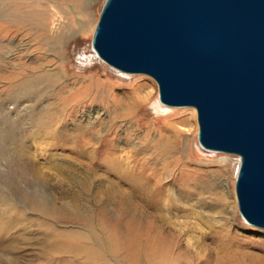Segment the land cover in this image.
Listing matches in <instances>:
<instances>
[{
  "label": "bare ground",
  "instance_id": "1",
  "mask_svg": "<svg viewBox=\"0 0 264 264\" xmlns=\"http://www.w3.org/2000/svg\"><path fill=\"white\" fill-rule=\"evenodd\" d=\"M79 1L0 0V22L10 24L11 34L21 31L39 39L38 45L58 62L57 68L51 70L55 72L43 68L37 74L31 71L22 86L15 87L13 96L16 115L24 110L25 103L29 104L26 135L30 144L39 150L54 147L71 154L65 157V164L53 163L54 175L40 177L45 179L42 182L64 186L61 198L69 199L74 213L71 208L68 212L49 203L40 189L24 193L30 210L41 220L37 223L42 229L38 264H154L167 249L168 234L175 230L222 239L220 236H225L236 208L233 190L222 180L227 174V160L219 163L214 178L217 180L203 179L201 167L183 155L184 147L179 142L183 132L175 122H167L154 131V155L147 157L143 151L150 134L142 135L138 117L134 116L141 104L151 101L141 95L143 86H138L131 98L115 99L110 108L105 105L106 119H101L102 115L93 109L82 117H87L86 124L79 123L81 119L68 122L75 111L91 109L97 101L94 92L87 88L60 101L62 90L54 91L63 80L72 79L65 70L68 59L63 46L67 40L70 41L66 44H71L79 37L85 23L77 19L71 24L62 16H67L70 7ZM51 89L57 102L52 108L37 112L36 102ZM192 118L189 114L176 122L187 126ZM19 124L21 121L11 127L15 130ZM12 128L7 135L10 143L15 144L18 140L11 134ZM74 175L82 180L77 191H71ZM211 206L213 212L206 214L200 210ZM8 211L9 216L4 215L6 220L13 217L12 223L22 221V210H18L20 215L14 214L13 207ZM69 219L75 222L74 226L61 225ZM5 230L0 225V232Z\"/></svg>",
  "mask_w": 264,
  "mask_h": 264
},
{
  "label": "water",
  "instance_id": "2",
  "mask_svg": "<svg viewBox=\"0 0 264 264\" xmlns=\"http://www.w3.org/2000/svg\"><path fill=\"white\" fill-rule=\"evenodd\" d=\"M91 47L195 109L198 144L240 158L238 213L264 230V0H105Z\"/></svg>",
  "mask_w": 264,
  "mask_h": 264
},
{
  "label": "rangeland",
  "instance_id": "3",
  "mask_svg": "<svg viewBox=\"0 0 264 264\" xmlns=\"http://www.w3.org/2000/svg\"><path fill=\"white\" fill-rule=\"evenodd\" d=\"M104 3L105 0H81L75 7L73 5L70 7L67 16H62L65 22H67L65 19H68L71 24H74L77 19L82 20L85 23V29L76 40L70 42L71 44H66L70 40L64 44V51H67L65 58L68 59L65 70L72 79L63 80V83L61 82L59 86L55 87L54 91L62 90L59 101L85 88L90 93L94 92L97 97V101L91 105V109L75 111L68 122L71 120L74 123L81 119L79 123L86 124L87 117L83 119L82 117L85 116L86 111L89 112L93 109L102 115L101 119H106L108 113L105 112V105L110 108V103L115 99L131 98L134 96V90L138 86H143L141 95L151 101L146 105L141 104V109L134 114L135 117H138L142 135H145L146 132L150 134L143 153L147 157H152L154 155L152 137L157 139L154 131L163 127L167 122H175L178 125L177 129L183 132V136L179 138L180 144H183L184 147L183 155L189 158L192 164L201 167L200 176L203 179L217 180L214 178L219 163L227 160V167L224 168L227 174L222 179L223 185L228 184L235 197V216L231 217L225 236H220L222 239L214 240L211 235L202 238L199 234H187L175 230L174 233L168 234L167 249L163 253L161 252L160 259L154 264H264V230L247 226L237 209L234 186L240 158L203 149L197 140L198 124L195 109L162 108L157 101L158 88L153 79L144 75L125 74L103 65L93 53L91 40ZM9 28V23L0 22V139L4 137V141H0V225L6 227L4 232H0V264H38L41 263L39 253L42 229L37 223L41 220L30 210L24 193L40 189L44 196L48 197L49 203L52 202L51 204L56 207H64L68 212H71V208L73 209L71 213H74L75 209L69 199L61 198L63 185L41 181L45 180L41 178L43 174L44 177L54 175L55 172H52L54 171L53 163L54 165L65 164L67 162L65 157L69 156L70 152L54 147L52 150H48L47 147L39 150L27 140L26 116L28 108L26 106L29 104L25 103L24 110L16 115L14 108L17 107V104L15 103L16 97H13L14 89L22 86V82L26 81L25 78L31 71L37 74L38 70L43 68L49 70L50 73L55 72L51 70L57 68L58 62L38 45L39 39H34L21 31L11 34ZM25 29L27 28H23V30ZM4 30L10 31V33L5 35ZM55 97L52 95L51 89V92H47L42 99L37 102L34 100L37 112L52 108L53 104L57 102V97ZM189 114L193 115L190 125L177 124L180 119L188 118ZM15 121L17 123L21 121V124L17 125L14 130L11 126L12 123L16 124ZM193 127L196 129L195 132H193ZM9 128L13 129L11 134L18 140L15 144L12 141L10 143L11 139L7 135ZM48 156L51 157L47 160ZM53 157L54 159H52ZM56 180L59 179L56 178ZM72 180H75V185L71 187V191H77L82 180L76 175L72 177ZM52 200L57 201L53 202ZM10 207L15 209L17 213L14 214L16 215L21 210L23 211L22 214L20 213L22 216L24 215L22 221L12 223L15 218L7 220L4 218V215L9 216L8 209ZM200 210L207 214L213 212L214 207H203ZM46 219L45 221L49 223L50 219ZM73 222L69 219L62 222L61 225L72 227L75 225Z\"/></svg>",
  "mask_w": 264,
  "mask_h": 264
}]
</instances>
